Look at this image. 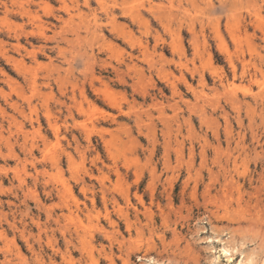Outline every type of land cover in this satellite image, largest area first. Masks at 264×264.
Segmentation results:
<instances>
[{"label":"rangeland","instance_id":"1","mask_svg":"<svg viewBox=\"0 0 264 264\" xmlns=\"http://www.w3.org/2000/svg\"><path fill=\"white\" fill-rule=\"evenodd\" d=\"M149 260L264 264V0H0V264Z\"/></svg>","mask_w":264,"mask_h":264},{"label":"bare ground","instance_id":"2","mask_svg":"<svg viewBox=\"0 0 264 264\" xmlns=\"http://www.w3.org/2000/svg\"><path fill=\"white\" fill-rule=\"evenodd\" d=\"M222 240H223V239H222ZM222 240H221V241H222ZM224 243H225V242H224ZM222 250H223L224 252H227V253H230V252H228V251H231V250H230L229 248H227L226 246H223V247H222ZM244 262H245V260H244ZM244 262H243V263H244ZM239 263H240V262H239ZM148 264H158V263L155 262L154 260H153V261H150V260H149ZM248 264H249V263H248ZM250 264H251V263H250Z\"/></svg>","mask_w":264,"mask_h":264}]
</instances>
